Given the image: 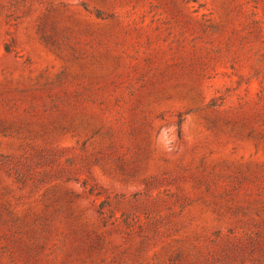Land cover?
<instances>
[{
  "label": "rangeland",
  "instance_id": "1",
  "mask_svg": "<svg viewBox=\"0 0 264 264\" xmlns=\"http://www.w3.org/2000/svg\"><path fill=\"white\" fill-rule=\"evenodd\" d=\"M0 264H264V0H0Z\"/></svg>",
  "mask_w": 264,
  "mask_h": 264
}]
</instances>
